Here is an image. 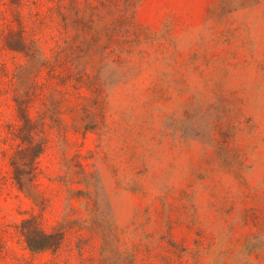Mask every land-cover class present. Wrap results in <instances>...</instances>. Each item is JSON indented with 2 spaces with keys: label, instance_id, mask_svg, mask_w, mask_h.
Returning <instances> with one entry per match:
<instances>
[{
  "label": "rangeland",
  "instance_id": "1",
  "mask_svg": "<svg viewBox=\"0 0 264 264\" xmlns=\"http://www.w3.org/2000/svg\"><path fill=\"white\" fill-rule=\"evenodd\" d=\"M0 264H264V0H0Z\"/></svg>",
  "mask_w": 264,
  "mask_h": 264
},
{
  "label": "trees",
  "instance_id": "2",
  "mask_svg": "<svg viewBox=\"0 0 264 264\" xmlns=\"http://www.w3.org/2000/svg\"><path fill=\"white\" fill-rule=\"evenodd\" d=\"M32 125V121L23 113L22 125L18 131V136L16 137L21 140V142L26 141L27 148L22 149L21 147L19 152H16V155L11 159V165L15 172L14 180L20 189H23L24 187L23 178L21 175V172H23L22 166H25L28 169L29 173H34L35 160L42 153L45 146L44 141L35 138ZM27 154V160L21 161L20 155H23L24 157ZM16 156H19V158L17 159ZM23 233L27 247L32 251H43L50 248H56L61 242L60 238H55L53 235L43 233L39 230L36 231V235L40 236L39 240H34V236H32V234L30 233H27V231Z\"/></svg>",
  "mask_w": 264,
  "mask_h": 264
}]
</instances>
